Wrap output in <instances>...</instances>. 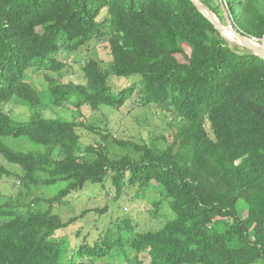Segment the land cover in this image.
Segmentation results:
<instances>
[{
  "label": "trees",
  "instance_id": "trees-1",
  "mask_svg": "<svg viewBox=\"0 0 264 264\" xmlns=\"http://www.w3.org/2000/svg\"><path fill=\"white\" fill-rule=\"evenodd\" d=\"M222 2L234 28L264 36V0ZM93 38L107 44L111 71L91 58L84 83L63 82L70 71L55 55ZM112 77L136 82L121 87ZM135 92L138 103L172 115L171 137L114 138L126 151L116 155L108 135L85 144L65 111L42 113L117 109ZM10 103L29 117L6 112ZM24 140L40 149L24 150ZM0 155L20 170L17 193L0 196V264H111L116 246L134 254L131 264H264V59L231 46L191 0H0ZM11 175L0 165V179ZM89 182H110L116 198L156 192L166 221L126 237L129 225L119 226L115 239L69 255L56 234L78 217L63 220L51 205ZM56 184L55 194H41Z\"/></svg>",
  "mask_w": 264,
  "mask_h": 264
},
{
  "label": "rangeland",
  "instance_id": "rangeland-1",
  "mask_svg": "<svg viewBox=\"0 0 264 264\" xmlns=\"http://www.w3.org/2000/svg\"><path fill=\"white\" fill-rule=\"evenodd\" d=\"M209 1L211 5L218 8V13H214L217 19L225 25L234 26L225 10V3L222 0ZM224 37L229 41L231 46L243 47L235 39H231L230 35H224ZM55 57L65 64V69L70 71L62 77L63 82L84 83L82 66L91 58L101 60L103 62L102 66L106 70L111 71L108 65L109 50L107 44L98 38H93L88 44L76 51L62 48ZM51 74L55 76V73L51 72ZM135 82L136 78L118 79L112 77L111 79L112 84L121 87L130 86L133 83L135 84ZM137 97V92H135L124 105L117 109L107 106L93 109L87 105H83L80 109V115H78L75 111L72 112L68 109L66 105L55 109L47 108L42 110V113L47 117H54L58 113L65 111L62 114L64 117L61 115L56 117H72L71 119L75 122L81 123L79 133L85 144L103 142L105 141V135L109 137L111 135L110 138L106 139L105 146H107L112 154L117 155L126 151L121 150L115 144L114 138L147 142H152L156 139L163 142L162 138L171 137L175 132L171 114L162 112L153 104L138 103ZM71 103L74 104V101ZM3 109L9 112V114H13L16 119L21 120L27 119L30 114L28 107L15 103L5 104L3 105ZM5 141L13 145L12 139H5ZM24 141V150L40 149L36 144ZM0 165H4L13 171V175L3 176L0 179V196L15 195L20 189L15 174L16 172H20V170L16 165L9 164L1 155ZM60 185H52L46 189V192L44 189H41L40 192L42 195L51 196L57 192ZM122 194V196L116 198L114 186L110 182H106L104 186L89 182L81 189L72 192L66 197L64 199L66 203L53 202V205H51L52 210L63 220L72 216L78 217L75 223L56 234V240L62 244V248L69 251V255H72L71 252L85 242L92 244L96 240L100 242L104 238L108 241L115 239L119 226L129 225L127 226V233H123V236L126 237L129 233L146 231L149 228L157 229L166 221L168 208L165 204L161 205V203L157 202L156 192L145 191L141 193L138 188L137 191L135 189H128ZM81 213L83 214L81 215ZM243 214H245V211ZM125 220H127L126 223L124 222ZM114 251H116L115 256L108 260L109 263L131 264L129 260L134 258V254H129L127 256L128 260L126 255H123L117 246L114 247ZM137 258L141 260L143 254L139 253ZM95 264H105V262L98 260Z\"/></svg>",
  "mask_w": 264,
  "mask_h": 264
},
{
  "label": "water",
  "instance_id": "water-1",
  "mask_svg": "<svg viewBox=\"0 0 264 264\" xmlns=\"http://www.w3.org/2000/svg\"><path fill=\"white\" fill-rule=\"evenodd\" d=\"M196 8L214 25V27L224 36L225 31H230L234 39L243 47L251 50L254 54L264 59V46L250 40L246 35L242 34L232 25H225L217 19L212 11H210L201 1L191 0Z\"/></svg>",
  "mask_w": 264,
  "mask_h": 264
},
{
  "label": "built area",
  "instance_id": "built-area-1",
  "mask_svg": "<svg viewBox=\"0 0 264 264\" xmlns=\"http://www.w3.org/2000/svg\"><path fill=\"white\" fill-rule=\"evenodd\" d=\"M250 40H252L253 42L260 44L262 46H264V36L262 37H257V36H247Z\"/></svg>",
  "mask_w": 264,
  "mask_h": 264
},
{
  "label": "bare ground",
  "instance_id": "bare-ground-1",
  "mask_svg": "<svg viewBox=\"0 0 264 264\" xmlns=\"http://www.w3.org/2000/svg\"><path fill=\"white\" fill-rule=\"evenodd\" d=\"M224 35H225V36L230 35V38H231V39H232V38L234 39L233 34H232L230 31H225V32H224Z\"/></svg>",
  "mask_w": 264,
  "mask_h": 264
},
{
  "label": "clouds",
  "instance_id": "clouds-1",
  "mask_svg": "<svg viewBox=\"0 0 264 264\" xmlns=\"http://www.w3.org/2000/svg\"><path fill=\"white\" fill-rule=\"evenodd\" d=\"M239 31V30H238ZM245 35V34H244ZM247 36V35H246Z\"/></svg>",
  "mask_w": 264,
  "mask_h": 264
}]
</instances>
